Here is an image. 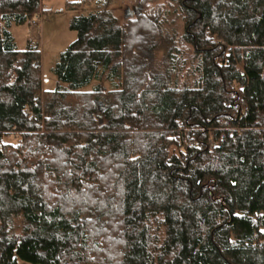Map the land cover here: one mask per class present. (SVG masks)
Returning <instances> with one entry per match:
<instances>
[{
	"label": "trees",
	"instance_id": "obj_1",
	"mask_svg": "<svg viewBox=\"0 0 264 264\" xmlns=\"http://www.w3.org/2000/svg\"><path fill=\"white\" fill-rule=\"evenodd\" d=\"M43 1L0 0V264H264V0L67 3L52 82Z\"/></svg>",
	"mask_w": 264,
	"mask_h": 264
},
{
	"label": "rangeland",
	"instance_id": "obj_2",
	"mask_svg": "<svg viewBox=\"0 0 264 264\" xmlns=\"http://www.w3.org/2000/svg\"><path fill=\"white\" fill-rule=\"evenodd\" d=\"M80 1L82 0H44L41 11L42 22L38 27L32 26L30 23L29 26L11 27L10 29L18 49H24L28 41L37 46L41 55L42 71L48 75L51 82L50 72L55 61L76 39V33L69 30L70 21L76 17L87 16L95 10V2L89 7L75 11H69L65 8L67 3ZM110 11L120 23H125L130 16L139 10L134 8L132 0H113ZM94 85L95 82L85 91L91 90ZM105 85L108 87V84ZM107 103V100H99L98 109H103ZM7 141L15 143L16 140L14 137H8ZM21 225L22 219L20 217L15 218L12 221L11 233L14 235L20 234ZM19 264L23 263L19 262Z\"/></svg>",
	"mask_w": 264,
	"mask_h": 264
},
{
	"label": "built area",
	"instance_id": "obj_3",
	"mask_svg": "<svg viewBox=\"0 0 264 264\" xmlns=\"http://www.w3.org/2000/svg\"><path fill=\"white\" fill-rule=\"evenodd\" d=\"M42 22V13L37 15L34 20L31 21L32 26L38 27ZM42 81L44 84L48 83V79L45 75L42 76ZM211 146H213V143L210 142Z\"/></svg>",
	"mask_w": 264,
	"mask_h": 264
}]
</instances>
